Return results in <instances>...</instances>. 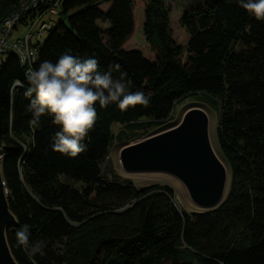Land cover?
<instances>
[{
  "label": "trees",
  "instance_id": "1",
  "mask_svg": "<svg viewBox=\"0 0 264 264\" xmlns=\"http://www.w3.org/2000/svg\"><path fill=\"white\" fill-rule=\"evenodd\" d=\"M21 1L0 0V26ZM165 2L63 3L59 17L67 23L49 33L34 68L71 49L95 56L101 71L119 64L129 90L152 97L148 108H98L91 143L78 158L52 150L58 127L50 118H42L39 128L29 124V85L18 58L10 55L1 65L0 156L17 219L8 241L19 264H264V22L237 0H203L182 18L183 45L171 34ZM105 4L110 7L103 11ZM139 25L147 54L125 50ZM17 81L22 87L12 91ZM188 99L219 114L217 141L230 171L220 207L188 213L169 187L137 189L104 178L101 165L115 142L114 125L129 133L156 128ZM23 224L31 226V242H46L43 258L16 246Z\"/></svg>",
  "mask_w": 264,
  "mask_h": 264
},
{
  "label": "clouds",
  "instance_id": "2",
  "mask_svg": "<svg viewBox=\"0 0 264 264\" xmlns=\"http://www.w3.org/2000/svg\"><path fill=\"white\" fill-rule=\"evenodd\" d=\"M239 6L257 21L264 22V0H237ZM35 56L32 57L34 62ZM119 72V78L113 76ZM127 72L119 64L101 71L95 56L80 57L66 50L53 62L44 60L25 74L28 87L24 96L29 100V124L39 128L48 117L58 131L51 137V148L69 158H78L88 150L90 133L98 121V108L115 104L122 112L130 107L151 106L152 97L144 91H130ZM35 144V139H33ZM30 225L23 224L16 232V246L35 258L46 256L47 244L31 242Z\"/></svg>",
  "mask_w": 264,
  "mask_h": 264
},
{
  "label": "water",
  "instance_id": "3",
  "mask_svg": "<svg viewBox=\"0 0 264 264\" xmlns=\"http://www.w3.org/2000/svg\"><path fill=\"white\" fill-rule=\"evenodd\" d=\"M205 109H189L173 129L123 149L120 163L128 174L161 173L178 179L191 201L203 211L215 210L225 201L230 172L211 142V119ZM0 156V264H19L8 241L17 224L9 204V190Z\"/></svg>",
  "mask_w": 264,
  "mask_h": 264
},
{
  "label": "rangeland",
  "instance_id": "4",
  "mask_svg": "<svg viewBox=\"0 0 264 264\" xmlns=\"http://www.w3.org/2000/svg\"><path fill=\"white\" fill-rule=\"evenodd\" d=\"M165 4L166 7L170 10L169 20H170L171 34L173 38L179 41L180 44L183 45L187 44L188 41L185 42L181 39L182 18L186 12L201 8V6L203 5V0H166ZM109 7L110 5L105 4L103 6V11L108 10ZM53 20L55 21L56 24H58L61 21L67 23L66 18L62 16L53 18ZM103 28H105V26H103ZM125 50L127 51L138 50L146 54L149 52V46L146 42V39L144 37L140 25L138 26L137 31L134 37L132 38V41H130L125 46ZM194 107L203 108L208 113L211 119V142L213 148L217 156L221 159V161H223V163L227 167V164L225 163L223 156L220 152L217 141V128L219 124L218 112L214 111L207 105L200 103L199 101L188 99L183 103L177 104L170 119L156 128L137 131L136 133H129L127 132L124 126L117 124L114 125L112 130L115 134V142L110 150L109 157L101 165L104 178L110 182H117L121 184H132L137 189L152 188V187H169L174 191L175 194L174 201L180 209L188 213L203 211L194 205V203L190 199L189 193L186 190L185 186L178 179L170 175L161 174V173L128 174L124 172L122 165L120 163L121 153L124 148L138 141L141 142L147 140L149 138H152L154 136L160 135L162 133H165L173 129L182 121L185 113L189 109ZM143 122H148V121H143ZM133 139L136 140L132 141ZM98 202L100 203L101 200H99ZM127 207H125L124 209H126ZM113 213L119 214V212L117 211H114ZM90 227H87L86 232L87 230L91 232Z\"/></svg>",
  "mask_w": 264,
  "mask_h": 264
},
{
  "label": "built area",
  "instance_id": "5",
  "mask_svg": "<svg viewBox=\"0 0 264 264\" xmlns=\"http://www.w3.org/2000/svg\"><path fill=\"white\" fill-rule=\"evenodd\" d=\"M65 0H22L20 7L0 27V67L10 55L18 58L26 73L39 61L41 48L55 28ZM36 59L33 62L32 57ZM22 87L17 81L12 91Z\"/></svg>",
  "mask_w": 264,
  "mask_h": 264
},
{
  "label": "bare ground",
  "instance_id": "6",
  "mask_svg": "<svg viewBox=\"0 0 264 264\" xmlns=\"http://www.w3.org/2000/svg\"><path fill=\"white\" fill-rule=\"evenodd\" d=\"M208 117H209V115H208ZM210 119V118H209Z\"/></svg>",
  "mask_w": 264,
  "mask_h": 264
}]
</instances>
